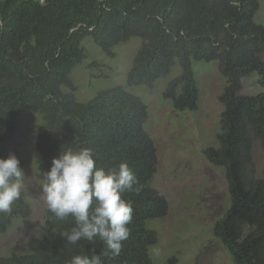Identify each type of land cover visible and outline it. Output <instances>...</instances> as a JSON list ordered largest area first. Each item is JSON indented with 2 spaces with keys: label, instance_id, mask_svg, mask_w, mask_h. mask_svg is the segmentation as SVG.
I'll return each mask as SVG.
<instances>
[{
  "label": "trees",
  "instance_id": "1",
  "mask_svg": "<svg viewBox=\"0 0 264 264\" xmlns=\"http://www.w3.org/2000/svg\"><path fill=\"white\" fill-rule=\"evenodd\" d=\"M262 1L0 0V157L15 153L24 168L21 148L37 135L43 180L54 157L80 148L91 149L105 168L127 160L138 177L139 194H125L134 209L131 235L120 255L104 256V264H153L150 248L159 234L151 221L168 214L169 201L154 185L159 157L145 100L123 85L78 100L72 75L89 56L88 36L112 57L118 45L141 39L130 86L153 87L178 63L180 73L164 98L179 111L199 106L194 62H219L227 80L222 127L218 145L205 154L226 170L230 206L214 232L235 264H264V171L258 174L255 163L256 146L264 151V91L241 93L244 78L256 73L264 86V23L256 21ZM32 210L21 195L11 214H0V236ZM45 220L47 233L36 246L0 255V264H69L74 255L104 251L99 240L67 244L60 233L73 226L71 218L58 221L47 209Z\"/></svg>",
  "mask_w": 264,
  "mask_h": 264
},
{
  "label": "rangeland",
  "instance_id": "2",
  "mask_svg": "<svg viewBox=\"0 0 264 264\" xmlns=\"http://www.w3.org/2000/svg\"><path fill=\"white\" fill-rule=\"evenodd\" d=\"M256 21L264 23V0ZM140 44L141 39L134 37L118 45L117 56L112 57L91 37H86L83 46L89 56L72 75L78 86V100L86 102L99 90L123 85L149 106L146 127L156 142L159 157L154 185L169 201L168 214L151 221L159 234L158 243L150 248L153 264H168L172 257V264H235L214 232L216 221L230 206L226 170L210 162L205 154V149L218 145L224 111L220 95L227 80L217 60L195 61L199 106L196 110L179 111L171 100L164 98L168 82L180 73L178 63L153 87L128 85V72ZM262 91L264 86L258 73L244 78L242 94ZM36 140L37 135L21 148L25 173L22 195L30 200L32 215L16 219L0 236L1 256L30 251L48 230L42 195L44 180L35 158ZM255 163L257 173L262 174L264 151L260 145L255 149Z\"/></svg>",
  "mask_w": 264,
  "mask_h": 264
},
{
  "label": "clouds",
  "instance_id": "3",
  "mask_svg": "<svg viewBox=\"0 0 264 264\" xmlns=\"http://www.w3.org/2000/svg\"><path fill=\"white\" fill-rule=\"evenodd\" d=\"M25 173L15 153L0 157V214H11L24 190ZM138 177L127 160L109 168L98 166L89 148L63 151L45 172L42 195L47 209L58 221L71 218L73 226L60 236L69 245L81 241L105 246L74 255L69 264H104L103 257H118L131 235L134 209L127 193L139 194Z\"/></svg>",
  "mask_w": 264,
  "mask_h": 264
}]
</instances>
